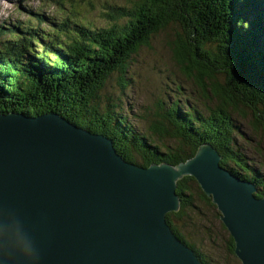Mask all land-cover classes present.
<instances>
[{
  "label": "trees",
  "instance_id": "1",
  "mask_svg": "<svg viewBox=\"0 0 264 264\" xmlns=\"http://www.w3.org/2000/svg\"><path fill=\"white\" fill-rule=\"evenodd\" d=\"M258 4L257 0H126L106 13V25H91L75 14L48 28L30 19L33 31L26 30L30 36L12 37L0 49V114L56 113L107 136L126 161L145 168L159 163L177 166L192 158L199 146L209 144L221 156L222 167L253 182L256 196L264 197L260 165H246L240 149L246 136L243 119H249L251 129L260 124L264 130V0ZM168 28L170 57L181 76L193 82V104L169 101L166 92L167 101H152V116L145 111L142 118L147 117L143 120L148 126L142 132L121 102L113 101L126 95L132 57L150 49L151 40ZM41 40L48 43L39 46ZM45 48L54 62L48 60ZM15 58H26L29 66L17 64ZM112 76L120 94L104 96L101 92ZM180 91L182 87L176 86L173 92ZM176 193L179 209L166 215L173 234L205 264H240L223 225L228 235L224 246L212 225L195 226L205 217L204 208L217 218L219 213L194 178L180 179Z\"/></svg>",
  "mask_w": 264,
  "mask_h": 264
},
{
  "label": "water",
  "instance_id": "2",
  "mask_svg": "<svg viewBox=\"0 0 264 264\" xmlns=\"http://www.w3.org/2000/svg\"><path fill=\"white\" fill-rule=\"evenodd\" d=\"M220 162L203 144L175 167L145 168L56 113H1L0 264H205L166 221L186 176L215 206L240 264H264V197Z\"/></svg>",
  "mask_w": 264,
  "mask_h": 264
},
{
  "label": "rangeland",
  "instance_id": "3",
  "mask_svg": "<svg viewBox=\"0 0 264 264\" xmlns=\"http://www.w3.org/2000/svg\"><path fill=\"white\" fill-rule=\"evenodd\" d=\"M258 1L259 0H257V4ZM123 4H126V0H0V27H7L11 24L12 26L7 27L9 31L22 37V35L19 34L17 23L19 21H24V19L21 18H25V15L30 11L31 13H41L45 15V17H43V15H41V17L36 16L34 19L57 17V13L60 11L64 15L71 16L75 14L77 16H81L87 19L91 25H106L108 23V18L105 16L106 13L111 12L113 6ZM16 7H20L19 10L21 13L17 11ZM6 21H8V24H5ZM30 31L31 30H29V32ZM171 34L172 31L170 28L162 33H159L151 40L150 49H142L137 56L132 57L129 69L126 73V77L130 78V82L125 89L126 95L122 99H119V101H113V103L117 104H120L121 102L123 111L130 112L128 114L129 119L136 122V127L142 132H146V128L148 126L146 120H143L147 117L142 118V116H145L146 112L149 116H152L154 114L152 101L158 98H163L167 101L166 92L169 93V101H181L188 107L193 104L194 87L191 83L192 81L186 80L181 76L178 68L172 62L170 57L168 41ZM45 50L48 54V60L50 62H54L55 57L49 53L48 48H45ZM53 50L57 51L56 48H53ZM15 59L17 64L21 63V65H24L25 67L29 66V63L24 62L26 58H19V60L17 58ZM50 66L55 67L53 65H49V67ZM5 73L6 72H3L2 75H5ZM219 79L222 80L223 76L219 77ZM117 86H119L118 80L116 76H112V78L109 79L103 87L101 94L104 96H117L120 94V92H117V90H119ZM176 86L182 87V91H180L179 94L178 92H173L176 91ZM163 95H165V97H163ZM207 100L211 101L209 99ZM208 101L206 102L207 106L210 104ZM197 104L199 105L200 103ZM118 113H121V108H119ZM133 114L138 115L139 117L137 116L138 118L133 119L131 118ZM109 115L113 116L115 114L112 113ZM147 120H153V118H148ZM241 122H243L244 133L246 136L245 139L240 142V146L242 147H240V149L243 151L244 159L247 160L246 165H249L251 168L260 165L259 168L264 176V130L260 124L254 128L255 130L253 128L251 129L249 119H243ZM203 212L205 213V217L202 218V220L198 219L195 222V226L198 227V225L208 224L212 225L215 233H217L220 237H223L224 246V239L228 235L221 228V225L223 224L220 221L219 214L217 218L215 212L211 210L206 211L204 208ZM194 230L196 229H193L192 231ZM217 230L220 231V233L217 232ZM218 235H216V237ZM206 251L211 254L209 249H206ZM211 255L214 254L212 253ZM224 259H226V255H223V262Z\"/></svg>",
  "mask_w": 264,
  "mask_h": 264
},
{
  "label": "bare ground",
  "instance_id": "4",
  "mask_svg": "<svg viewBox=\"0 0 264 264\" xmlns=\"http://www.w3.org/2000/svg\"><path fill=\"white\" fill-rule=\"evenodd\" d=\"M62 5V4H61ZM247 8V7H246ZM256 12V11H255ZM257 35V34H256ZM36 38V37H35ZM261 40V39H260ZM175 166V165H174ZM228 233V232H227Z\"/></svg>",
  "mask_w": 264,
  "mask_h": 264
}]
</instances>
